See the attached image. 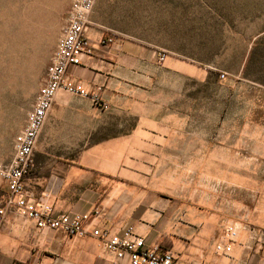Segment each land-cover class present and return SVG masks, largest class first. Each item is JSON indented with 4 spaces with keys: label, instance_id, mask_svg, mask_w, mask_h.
Here are the masks:
<instances>
[{
    "label": "crops",
    "instance_id": "1",
    "mask_svg": "<svg viewBox=\"0 0 264 264\" xmlns=\"http://www.w3.org/2000/svg\"><path fill=\"white\" fill-rule=\"evenodd\" d=\"M91 16L88 36L97 53L71 71L89 96L63 91L56 96L38 140L36 168L25 180L29 194L51 204L55 215L99 209L100 229L142 237L150 247L174 252L182 264H264V143L251 155L249 168L257 162L261 179L245 185L244 198L230 203L227 214L210 211L214 200L204 196L197 208L160 197L177 195L173 188L183 184L173 173L188 171V165L174 164L190 153L188 137L166 126L170 107L157 92L155 49L123 36L98 48L105 29ZM97 88L108 104L105 110L92 101ZM28 108L21 106L9 146L0 148V167L13 158ZM197 149L204 153L203 137ZM7 196L0 176V210L5 208L0 264H130L93 236L37 228L15 207H5ZM231 224L240 227L233 241L226 238ZM220 243L230 244L231 252H217Z\"/></svg>",
    "mask_w": 264,
    "mask_h": 264
},
{
    "label": "rangeland",
    "instance_id": "2",
    "mask_svg": "<svg viewBox=\"0 0 264 264\" xmlns=\"http://www.w3.org/2000/svg\"><path fill=\"white\" fill-rule=\"evenodd\" d=\"M72 5L0 0L2 149L21 106L31 110L39 95ZM91 14L102 38L155 49L157 92L170 107L166 126L188 137V158L174 164L188 171L173 173L183 185L159 196L192 208L204 196L214 200L210 211L227 214L245 185L261 179L257 162L249 168L264 143V0H96Z\"/></svg>",
    "mask_w": 264,
    "mask_h": 264
},
{
    "label": "built area",
    "instance_id": "3",
    "mask_svg": "<svg viewBox=\"0 0 264 264\" xmlns=\"http://www.w3.org/2000/svg\"><path fill=\"white\" fill-rule=\"evenodd\" d=\"M95 2L96 0H73L65 31L58 42L45 82L35 105L27 114L24 128L15 138L13 158L9 164L0 167V176L8 191L5 207H15L39 229L60 230L69 236L98 238L104 249L113 253L117 259H128L130 264H182L174 252L160 246L150 247L142 237H121L108 229H100L96 225L101 215L99 209L92 213L55 215L51 204L44 200L36 201L25 187V180L36 168L34 156L38 140L58 93L63 91L89 96L71 71L82 65L84 57L97 53L98 49L88 36L89 16ZM114 40L112 36L101 38L97 43L98 48L112 45ZM101 91V88H97L92 101L96 107L105 110L108 104L102 100ZM4 214L5 208L0 210V216ZM1 223L0 218V225ZM239 230L240 227L236 224L229 225L226 238L233 241ZM231 250L230 244L216 245L219 253L228 254Z\"/></svg>",
    "mask_w": 264,
    "mask_h": 264
}]
</instances>
